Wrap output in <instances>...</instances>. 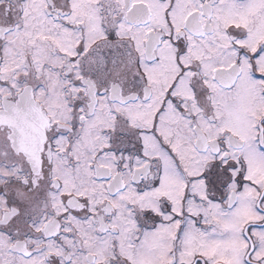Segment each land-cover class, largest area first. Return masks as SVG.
I'll use <instances>...</instances> for the list:
<instances>
[{
	"label": "snow or ice",
	"instance_id": "snow-or-ice-1",
	"mask_svg": "<svg viewBox=\"0 0 264 264\" xmlns=\"http://www.w3.org/2000/svg\"><path fill=\"white\" fill-rule=\"evenodd\" d=\"M0 264H264V0H0Z\"/></svg>",
	"mask_w": 264,
	"mask_h": 264
}]
</instances>
